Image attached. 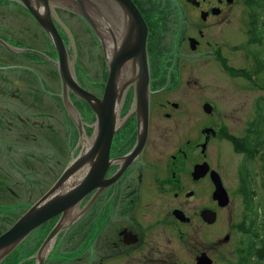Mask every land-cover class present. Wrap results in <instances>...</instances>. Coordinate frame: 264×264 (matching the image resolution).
I'll list each match as a JSON object with an SVG mask.
<instances>
[{
  "label": "flooded vegetation",
  "instance_id": "flooded-vegetation-1",
  "mask_svg": "<svg viewBox=\"0 0 264 264\" xmlns=\"http://www.w3.org/2000/svg\"><path fill=\"white\" fill-rule=\"evenodd\" d=\"M131 1L147 27L149 85L141 90L132 60L122 66L100 185L47 221L41 241L17 264L40 257L42 264H235L252 238H264L261 225L254 227L259 237L250 231L255 214L240 177V218L235 212V191L213 147L215 139L229 140V130L212 113L199 114L201 78L189 71L211 58L229 67L231 20L247 14L248 0ZM29 6L52 19L71 79L100 101L107 54L116 36L136 28L118 0H0V235L14 224L7 225L8 213H25L102 132L89 102L65 84L54 41ZM215 172L228 193L225 205L215 197ZM238 234L233 261L229 246Z\"/></svg>",
  "mask_w": 264,
  "mask_h": 264
},
{
  "label": "water",
  "instance_id": "water-1",
  "mask_svg": "<svg viewBox=\"0 0 264 264\" xmlns=\"http://www.w3.org/2000/svg\"><path fill=\"white\" fill-rule=\"evenodd\" d=\"M118 1L132 14L136 28L129 29L127 37L120 46L112 54H107L109 57L110 74L103 101H100L94 94L80 87L79 84L71 79L67 65L66 47L54 22L50 17L47 19L43 18L42 15L38 14L36 10L29 6L38 22L54 41L56 49L58 50L61 62V75L65 84L68 83L73 90L89 102L93 111L101 119L102 132L99 139L93 138L85 150L69 163L55 184L33 206L21 214L19 219L7 231L0 235V261L25 240L34 229L61 213L66 214L67 211L78 205L87 194L100 185L101 177L104 175L108 166L109 138L113 130L111 126L112 114L119 97L117 82L122 66L127 61L132 60L133 75L142 77L141 90L144 91L143 87L149 85L150 69L146 50L147 27L140 11L131 0ZM87 19L90 20L89 18ZM137 61H140V68L137 67ZM204 110L207 113H211L213 107L211 104L205 103ZM99 151L101 154H99ZM85 168L86 173L77 182L73 181V186L60 193V190L64 185L70 183L77 171ZM214 182L216 187L215 197L222 205L227 204L229 201L228 193L217 172H215ZM62 227L60 221L54 231L46 238L40 252L47 248L53 235ZM43 261L44 258L40 257L36 264H42Z\"/></svg>",
  "mask_w": 264,
  "mask_h": 264
},
{
  "label": "rangeland",
  "instance_id": "rangeland-1",
  "mask_svg": "<svg viewBox=\"0 0 264 264\" xmlns=\"http://www.w3.org/2000/svg\"><path fill=\"white\" fill-rule=\"evenodd\" d=\"M240 11L235 13L231 20L229 28V68H218L214 59L206 62L199 68H192L189 70L193 72L192 75H196L201 78L203 88L199 89V114H205L203 104L208 101L213 105L212 114L215 115V119L221 120L228 127L229 134L241 137L246 134L249 122L252 119L260 118L258 121L264 122V86L263 82L260 85H253L249 73L253 74L255 68L258 67L252 62L251 51L254 50L259 53L262 49L261 44L248 41L250 35L247 32L248 29V12L245 15L239 14ZM260 59L264 60V55H259ZM84 60V59H83ZM230 70H233L230 72ZM244 72V73H243ZM264 79V73L262 74ZM199 86V87H200ZM262 98V99H261ZM260 100V105H257V101ZM207 114V113H206ZM257 117V118H256ZM264 131V123H263ZM213 147L218 160L220 161L221 171L227 177V182L230 188L235 192L236 207L235 212L238 213L240 218L243 209L242 196L237 192L239 189V173L238 168L243 161H245V153L239 152L234 148V145L230 140L218 141L214 140ZM263 164L261 158L255 157L249 168L253 170L249 173L253 176V184L255 191L257 192V198H259L263 204L261 211L258 215V223L262 224L264 221V187H263V175L260 170ZM238 187V189H236ZM254 216V215H253ZM7 225L15 223L19 219V214L16 212L8 213ZM48 227V224L44 223L39 226L37 231L31 232L25 240H23L16 248L14 252L9 254L6 258L5 264H17L21 258L29 255L34 251L35 246L41 239L39 235ZM217 227V226H216ZM220 225L216 229H218ZM241 235L233 236L230 242L229 251L233 261L237 260L238 251H235L236 243L240 244ZM43 243V242H42ZM222 254L220 250L216 257ZM48 264V263H47Z\"/></svg>",
  "mask_w": 264,
  "mask_h": 264
},
{
  "label": "trees",
  "instance_id": "trees-1",
  "mask_svg": "<svg viewBox=\"0 0 264 264\" xmlns=\"http://www.w3.org/2000/svg\"><path fill=\"white\" fill-rule=\"evenodd\" d=\"M248 5L251 10V28L249 30V35L252 40L257 41L261 44L262 49L258 52H253L255 60L257 62V70L254 72L260 77V80L263 81L262 74L264 73V60L260 59L259 55H264V0H248ZM233 70H230L232 72ZM234 73V72H232ZM244 73V72H243ZM249 78H252V74L249 73ZM264 86V84H263ZM262 99V98H261ZM260 100L258 105H260ZM264 105V103L262 102ZM258 120L260 118H257ZM254 119L250 122V127L247 130L246 134L242 137H237L234 135H228L230 140L233 142L235 148L239 152L245 153V161L243 163L242 174L244 175L245 181L250 184L249 180V171L248 164L252 162L255 157L261 158L263 164L262 169L264 172V131L262 121ZM252 185V184H250ZM263 185H264V174H263ZM252 194L247 196L249 206L254 209V216H251L254 227L260 226L258 223V208L260 204L255 203L253 186H250ZM262 229H264V221L261 224ZM258 237V236H257ZM251 238V237H250ZM240 264H264V238L261 243H257L254 238H252V244L250 248L241 256Z\"/></svg>",
  "mask_w": 264,
  "mask_h": 264
},
{
  "label": "bare ground",
  "instance_id": "bare-ground-1",
  "mask_svg": "<svg viewBox=\"0 0 264 264\" xmlns=\"http://www.w3.org/2000/svg\"><path fill=\"white\" fill-rule=\"evenodd\" d=\"M128 28V27H127ZM128 30H127V32L126 31H124L123 30V33L121 34V35H119V36H116V41H117V44H112V46L113 47H111L110 48V50H109V53L110 54H112L114 51H115V49L117 48V47H119L120 46V44L124 41V39L127 37V35H128ZM121 83L118 81V84H117V87H118V89L120 90V88H121ZM86 173V168L85 169H81V170H79V171H77V173L72 177V179H71V181H70V183H67L66 185H64V187L60 190V193H61V191H63V190H65V189H67V188H69V187H71V186H73V181L74 182H77L84 174ZM47 249V248H46ZM45 249V250H46Z\"/></svg>",
  "mask_w": 264,
  "mask_h": 264
}]
</instances>
